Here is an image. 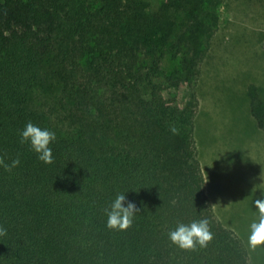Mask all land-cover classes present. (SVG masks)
I'll return each mask as SVG.
<instances>
[{"label":"trees","instance_id":"obj_1","mask_svg":"<svg viewBox=\"0 0 264 264\" xmlns=\"http://www.w3.org/2000/svg\"><path fill=\"white\" fill-rule=\"evenodd\" d=\"M222 4L0 0V159L20 160L0 166V264H249L204 194L193 137ZM248 99L264 131V94L251 86ZM29 121L55 132L51 164L20 143ZM122 193L137 212L109 229ZM204 218L206 247L169 241L178 223Z\"/></svg>","mask_w":264,"mask_h":264},{"label":"rangeland","instance_id":"obj_2","mask_svg":"<svg viewBox=\"0 0 264 264\" xmlns=\"http://www.w3.org/2000/svg\"><path fill=\"white\" fill-rule=\"evenodd\" d=\"M251 86L264 94V0H223L195 82V151L216 220L240 239L249 264H264V245L252 249L247 242L259 214L253 187L264 179V131L250 115ZM177 96L187 98L183 88Z\"/></svg>","mask_w":264,"mask_h":264},{"label":"clouds","instance_id":"obj_3","mask_svg":"<svg viewBox=\"0 0 264 264\" xmlns=\"http://www.w3.org/2000/svg\"><path fill=\"white\" fill-rule=\"evenodd\" d=\"M173 135L178 134V129L173 126L170 128ZM20 143L27 144L37 159L45 164L53 162L52 148L50 145L56 140V134L47 128H41L31 121L24 125L20 132ZM20 164L19 158L13 160L11 164H4L0 159V166L7 170L17 167ZM205 173V172H204ZM206 174V173H205ZM259 185H254L256 191L259 190L260 197L253 201V205L258 209L257 219L250 223L248 234V245L252 249L264 245V191L260 185L264 184V179ZM252 189V190H253ZM255 191V192H256ZM137 212L136 205L126 201L125 193L117 194L116 198L110 203L106 210L107 223L109 229L124 231L128 229ZM6 235V229L0 225V236ZM169 241L182 250H192L196 246L206 247L213 239L210 231L209 220L207 218L193 220L189 223H178L174 229L168 233Z\"/></svg>","mask_w":264,"mask_h":264}]
</instances>
